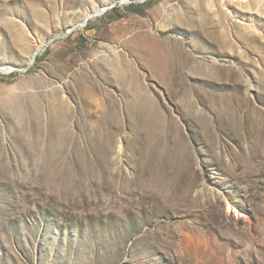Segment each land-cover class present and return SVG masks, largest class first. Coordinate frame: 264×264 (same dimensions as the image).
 Returning <instances> with one entry per match:
<instances>
[{
    "label": "rangeland",
    "instance_id": "obj_1",
    "mask_svg": "<svg viewBox=\"0 0 264 264\" xmlns=\"http://www.w3.org/2000/svg\"><path fill=\"white\" fill-rule=\"evenodd\" d=\"M0 264H264V0H0Z\"/></svg>",
    "mask_w": 264,
    "mask_h": 264
},
{
    "label": "crops",
    "instance_id": "obj_2",
    "mask_svg": "<svg viewBox=\"0 0 264 264\" xmlns=\"http://www.w3.org/2000/svg\"><path fill=\"white\" fill-rule=\"evenodd\" d=\"M116 18H117V19H118V18L120 19V16H119V15H116Z\"/></svg>",
    "mask_w": 264,
    "mask_h": 264
},
{
    "label": "bare ground",
    "instance_id": "obj_3",
    "mask_svg": "<svg viewBox=\"0 0 264 264\" xmlns=\"http://www.w3.org/2000/svg\"><path fill=\"white\" fill-rule=\"evenodd\" d=\"M237 1V0H236Z\"/></svg>",
    "mask_w": 264,
    "mask_h": 264
}]
</instances>
